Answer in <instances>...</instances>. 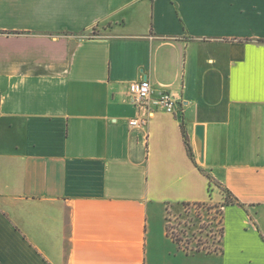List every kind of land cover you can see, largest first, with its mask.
<instances>
[{
	"label": "crops",
	"instance_id": "obj_1",
	"mask_svg": "<svg viewBox=\"0 0 264 264\" xmlns=\"http://www.w3.org/2000/svg\"><path fill=\"white\" fill-rule=\"evenodd\" d=\"M224 191L219 248L174 241ZM0 264H264V0H0Z\"/></svg>",
	"mask_w": 264,
	"mask_h": 264
},
{
	"label": "rangeland",
	"instance_id": "obj_2",
	"mask_svg": "<svg viewBox=\"0 0 264 264\" xmlns=\"http://www.w3.org/2000/svg\"><path fill=\"white\" fill-rule=\"evenodd\" d=\"M226 200L232 198L224 191ZM222 208L220 204L186 205L169 209L166 217V229L171 237L179 243L186 244L189 249L219 248L222 235Z\"/></svg>",
	"mask_w": 264,
	"mask_h": 264
},
{
	"label": "built area",
	"instance_id": "obj_3",
	"mask_svg": "<svg viewBox=\"0 0 264 264\" xmlns=\"http://www.w3.org/2000/svg\"><path fill=\"white\" fill-rule=\"evenodd\" d=\"M129 95L135 105L143 106L149 112L148 115L155 108L163 109L167 112H175L177 109V101L175 97L168 91H155L150 80L141 78L129 84ZM149 121V116L140 120L130 121L131 125L143 124L146 125Z\"/></svg>",
	"mask_w": 264,
	"mask_h": 264
},
{
	"label": "water",
	"instance_id": "obj_4",
	"mask_svg": "<svg viewBox=\"0 0 264 264\" xmlns=\"http://www.w3.org/2000/svg\"><path fill=\"white\" fill-rule=\"evenodd\" d=\"M204 138H205L204 125H197L195 141L201 156H203L204 154Z\"/></svg>",
	"mask_w": 264,
	"mask_h": 264
},
{
	"label": "trees",
	"instance_id": "obj_5",
	"mask_svg": "<svg viewBox=\"0 0 264 264\" xmlns=\"http://www.w3.org/2000/svg\"><path fill=\"white\" fill-rule=\"evenodd\" d=\"M183 131H184L185 136H186L185 140H186V142H187V144H188V146H189L190 156L193 158V152H192V149L190 148V145H189V143H188V139H187L188 136H187V132H186L185 127H183ZM234 202H236L235 199H231V200H228V199H227L225 203H223L222 205H220V207H221V206H224L225 204L234 203ZM195 204H201V203H195ZM195 204H188L187 202H184V203L181 204L180 207L183 208V207H186V205L190 206V205H195ZM223 233H224V231H223V228H222V235H223ZM222 235H220V241H221V237H222ZM174 241H176V242L179 243L178 240H175V239H174ZM220 241H219V242H220ZM199 249H200V248H199Z\"/></svg>",
	"mask_w": 264,
	"mask_h": 264
}]
</instances>
